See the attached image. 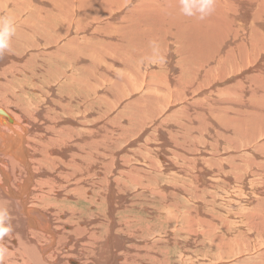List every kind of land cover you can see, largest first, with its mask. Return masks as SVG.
<instances>
[{"label":"bare ground","instance_id":"1","mask_svg":"<svg viewBox=\"0 0 264 264\" xmlns=\"http://www.w3.org/2000/svg\"><path fill=\"white\" fill-rule=\"evenodd\" d=\"M179 7L0 0L6 264H264V0Z\"/></svg>","mask_w":264,"mask_h":264},{"label":"clouds","instance_id":"2","mask_svg":"<svg viewBox=\"0 0 264 264\" xmlns=\"http://www.w3.org/2000/svg\"><path fill=\"white\" fill-rule=\"evenodd\" d=\"M180 14L187 18L204 21L216 10V0H178ZM16 24L13 16H0V59L11 51L12 39L16 34ZM152 57L161 62L165 57L160 55L159 45L156 41H150ZM151 58V57H150ZM12 216L7 207H0V264H6L9 248L4 240L13 232Z\"/></svg>","mask_w":264,"mask_h":264}]
</instances>
